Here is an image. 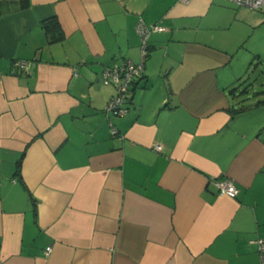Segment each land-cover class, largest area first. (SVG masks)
Masks as SVG:
<instances>
[{
	"label": "crops",
	"instance_id": "1",
	"mask_svg": "<svg viewBox=\"0 0 264 264\" xmlns=\"http://www.w3.org/2000/svg\"><path fill=\"white\" fill-rule=\"evenodd\" d=\"M262 30L229 0H0V264H264Z\"/></svg>",
	"mask_w": 264,
	"mask_h": 264
},
{
	"label": "built area",
	"instance_id": "2",
	"mask_svg": "<svg viewBox=\"0 0 264 264\" xmlns=\"http://www.w3.org/2000/svg\"><path fill=\"white\" fill-rule=\"evenodd\" d=\"M240 7L249 9L264 8V0H229ZM163 26L158 23L146 24L141 19L136 24V31L140 37V53L141 60L139 63H133L130 60H125L121 64L113 62L110 65L104 66L101 72L100 81L103 84H112L116 91L114 95L106 102L103 111L109 118L111 116H118L127 111L126 102L131 97L132 85L136 78H140L143 71V61L148 52V36L152 31L162 30ZM20 69H26L28 65L27 60H17L15 62ZM109 132L112 135L118 133L116 127L109 122ZM154 149L160 150L161 145L153 144ZM217 192L228 196H235L237 188L230 178H215L213 179ZM253 242L256 243L259 253V258L264 262V237H258ZM51 246L45 248V254H49Z\"/></svg>",
	"mask_w": 264,
	"mask_h": 264
},
{
	"label": "rangeland",
	"instance_id": "3",
	"mask_svg": "<svg viewBox=\"0 0 264 264\" xmlns=\"http://www.w3.org/2000/svg\"><path fill=\"white\" fill-rule=\"evenodd\" d=\"M259 35H261V36H259L260 37V40H262V43H264V30H262L261 32H259L258 33ZM261 71H264V69H262V68H258V69H250L249 70V74H250V77H248L247 78V82H248V84L251 82V83H253L254 82V89L255 90H257V89H260V85L258 84V81H256L257 79L259 80H261L262 78H264V76H260L262 73H261ZM257 88V89H256ZM247 103H249V102H245V104H247Z\"/></svg>",
	"mask_w": 264,
	"mask_h": 264
},
{
	"label": "trees",
	"instance_id": "4",
	"mask_svg": "<svg viewBox=\"0 0 264 264\" xmlns=\"http://www.w3.org/2000/svg\"><path fill=\"white\" fill-rule=\"evenodd\" d=\"M48 21H53V19L44 20V21L42 22V23H43V26L46 27V28H48V27H47V22H48ZM53 25H56V22H55ZM19 166H20V162L18 161V163H17V171H19Z\"/></svg>",
	"mask_w": 264,
	"mask_h": 264
}]
</instances>
